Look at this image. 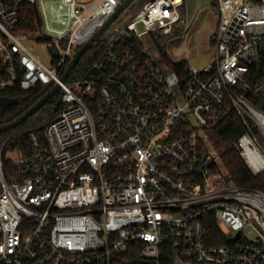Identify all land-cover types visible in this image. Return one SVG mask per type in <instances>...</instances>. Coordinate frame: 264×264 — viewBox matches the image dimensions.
I'll use <instances>...</instances> for the list:
<instances>
[{
    "label": "built area",
    "instance_id": "obj_1",
    "mask_svg": "<svg viewBox=\"0 0 264 264\" xmlns=\"http://www.w3.org/2000/svg\"><path fill=\"white\" fill-rule=\"evenodd\" d=\"M123 1L0 0V93L58 84L63 106L10 169L0 152V264H264V193L233 186L208 140L236 113L234 146L264 173V0H217L202 69L190 63L198 17L181 15L185 0H147L99 39L86 75L63 83ZM23 4L38 7L39 38L17 32ZM179 39L186 54L173 60ZM29 40L47 44L51 66Z\"/></svg>",
    "mask_w": 264,
    "mask_h": 264
},
{
    "label": "trees",
    "instance_id": "obj_2",
    "mask_svg": "<svg viewBox=\"0 0 264 264\" xmlns=\"http://www.w3.org/2000/svg\"><path fill=\"white\" fill-rule=\"evenodd\" d=\"M147 0L140 1V8ZM217 1L215 8L217 9ZM43 20L38 7L30 4H23L19 8V24L17 32L29 34L39 38L42 34ZM165 41L161 42L160 50L166 56ZM106 45L105 41H100L92 47L80 60L72 71L68 83L86 75L87 70L98 59L101 51ZM168 59V58H167ZM264 61V58H263ZM171 70L180 75L186 73L184 64H176L169 60ZM52 89L51 86H37L30 91L15 89L10 92L0 93V97H6L10 101L0 105V126L10 123L24 114L41 97ZM57 93L44 107L30 117L19 127L0 134V152L5 162L6 169L11 168L12 160L9 153L18 152L28 154L30 151L29 133L35 132L39 138L44 140V130L46 126L55 120L62 110ZM244 133V127L240 118L234 112H230L218 130L208 131V140L216 152L221 156L225 171L233 182V186L241 189L259 190L264 193V173L255 176L244 163L240 154L236 150L234 143ZM216 229L212 230V233ZM164 264H173L172 260H167Z\"/></svg>",
    "mask_w": 264,
    "mask_h": 264
},
{
    "label": "rangeland",
    "instance_id": "obj_3",
    "mask_svg": "<svg viewBox=\"0 0 264 264\" xmlns=\"http://www.w3.org/2000/svg\"><path fill=\"white\" fill-rule=\"evenodd\" d=\"M140 1L135 0L134 8L125 16L123 12L113 24L105 31L100 38L101 40H109L115 36V29L122 28L128 20L135 16L140 10ZM217 0H185L184 6L181 8V15H187V18L194 20L198 17L192 38L189 41L190 63L199 69L210 63L214 56V49L211 45V38L214 34L218 11L215 8ZM123 18V19H122ZM29 45L35 49L36 55L46 65L51 66L50 51L47 44L37 43L29 40ZM168 53L173 60H181L186 54V49L183 39L170 42L168 45ZM21 154L18 152L9 153L8 157L12 161H18Z\"/></svg>",
    "mask_w": 264,
    "mask_h": 264
},
{
    "label": "water",
    "instance_id": "obj_4",
    "mask_svg": "<svg viewBox=\"0 0 264 264\" xmlns=\"http://www.w3.org/2000/svg\"><path fill=\"white\" fill-rule=\"evenodd\" d=\"M85 1V0H80ZM135 0H124L115 11V13L111 16V18L106 22V24L91 38L89 41L83 45L70 60V63L61 79L63 83H65L70 77L72 71L78 65L82 57L94 46L95 43L99 41L105 31L113 24V22L123 13H128L135 6ZM252 2L261 3L262 0H250ZM127 10V11H126ZM60 86L56 84L47 94L41 97L32 107H30L24 114L15 119L14 121L7 123L5 125L0 126V134L11 131L20 125H22L25 121H27L30 117H32L35 113H37L42 107H44L59 91ZM10 100L6 97H0V105L8 103Z\"/></svg>",
    "mask_w": 264,
    "mask_h": 264
}]
</instances>
